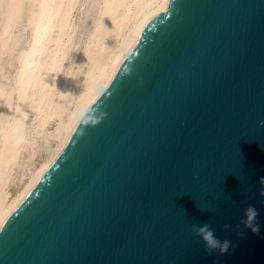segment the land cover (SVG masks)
I'll use <instances>...</instances> for the list:
<instances>
[{
    "label": "water",
    "instance_id": "obj_1",
    "mask_svg": "<svg viewBox=\"0 0 264 264\" xmlns=\"http://www.w3.org/2000/svg\"><path fill=\"white\" fill-rule=\"evenodd\" d=\"M166 9L1 229L0 264H264V0ZM249 204L259 236L235 227ZM193 223L234 250L207 255Z\"/></svg>",
    "mask_w": 264,
    "mask_h": 264
},
{
    "label": "bare ground",
    "instance_id": "obj_2",
    "mask_svg": "<svg viewBox=\"0 0 264 264\" xmlns=\"http://www.w3.org/2000/svg\"><path fill=\"white\" fill-rule=\"evenodd\" d=\"M167 2L0 0L2 228L110 85L141 23Z\"/></svg>",
    "mask_w": 264,
    "mask_h": 264
},
{
    "label": "clouds",
    "instance_id": "obj_3",
    "mask_svg": "<svg viewBox=\"0 0 264 264\" xmlns=\"http://www.w3.org/2000/svg\"><path fill=\"white\" fill-rule=\"evenodd\" d=\"M86 57L87 54L83 53ZM75 67V66H74ZM66 78H71L68 76ZM264 125V122H261ZM258 194L261 198H264V176L259 177V189ZM260 216V211L255 205L249 204L243 209V216L240 218L239 223L235 225L236 228H240L243 225L244 229H249L253 235L259 236L261 234L262 225L258 222V217ZM192 233L201 238L204 242V251L207 255L211 256L218 253L219 255H225L229 253V250H234V246L230 240H220L215 235V229L212 228L210 223H205L203 225L191 224ZM233 229L231 223H225L223 225V230L229 232ZM243 234V233H241Z\"/></svg>",
    "mask_w": 264,
    "mask_h": 264
},
{
    "label": "rangeland",
    "instance_id": "obj_4",
    "mask_svg": "<svg viewBox=\"0 0 264 264\" xmlns=\"http://www.w3.org/2000/svg\"><path fill=\"white\" fill-rule=\"evenodd\" d=\"M1 22H2V14L0 13V26H1ZM18 27H19V29H21L20 26H18Z\"/></svg>",
    "mask_w": 264,
    "mask_h": 264
},
{
    "label": "snow or ice",
    "instance_id": "obj_5",
    "mask_svg": "<svg viewBox=\"0 0 264 264\" xmlns=\"http://www.w3.org/2000/svg\"><path fill=\"white\" fill-rule=\"evenodd\" d=\"M165 11H167V9H165ZM0 228H2V226H0ZM4 230V229H3Z\"/></svg>",
    "mask_w": 264,
    "mask_h": 264
}]
</instances>
